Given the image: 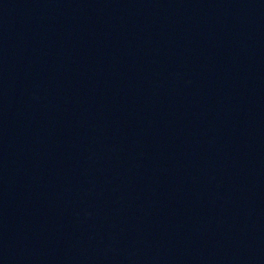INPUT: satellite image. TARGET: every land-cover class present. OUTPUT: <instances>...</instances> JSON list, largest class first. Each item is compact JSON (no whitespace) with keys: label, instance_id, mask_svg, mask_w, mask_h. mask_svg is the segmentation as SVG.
Instances as JSON below:
<instances>
[{"label":"water","instance_id":"95a60500","mask_svg":"<svg viewBox=\"0 0 264 264\" xmlns=\"http://www.w3.org/2000/svg\"><path fill=\"white\" fill-rule=\"evenodd\" d=\"M0 264H264V0H0Z\"/></svg>","mask_w":264,"mask_h":264}]
</instances>
